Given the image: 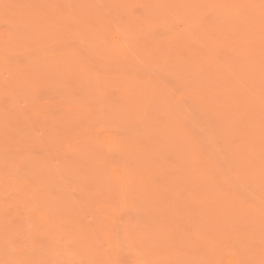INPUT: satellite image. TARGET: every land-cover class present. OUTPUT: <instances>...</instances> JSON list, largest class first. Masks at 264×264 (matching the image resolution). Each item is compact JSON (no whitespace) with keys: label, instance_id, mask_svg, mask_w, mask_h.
Masks as SVG:
<instances>
[{"label":"rangeland","instance_id":"rangeland-1","mask_svg":"<svg viewBox=\"0 0 264 264\" xmlns=\"http://www.w3.org/2000/svg\"><path fill=\"white\" fill-rule=\"evenodd\" d=\"M0 264H264V0H0Z\"/></svg>","mask_w":264,"mask_h":264}]
</instances>
